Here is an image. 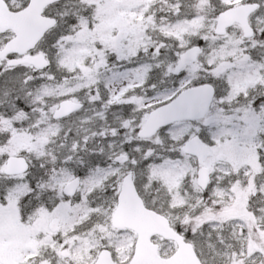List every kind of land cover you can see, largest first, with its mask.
I'll return each mask as SVG.
<instances>
[{
  "label": "snow or ice",
  "instance_id": "obj_1",
  "mask_svg": "<svg viewBox=\"0 0 264 264\" xmlns=\"http://www.w3.org/2000/svg\"><path fill=\"white\" fill-rule=\"evenodd\" d=\"M0 264H264V0H0Z\"/></svg>",
  "mask_w": 264,
  "mask_h": 264
}]
</instances>
